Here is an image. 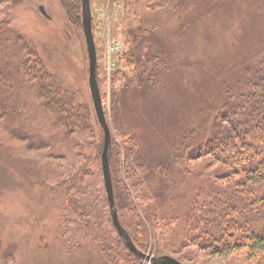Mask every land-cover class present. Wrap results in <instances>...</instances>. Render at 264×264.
Instances as JSON below:
<instances>
[{"label":"rangeland","instance_id":"obj_1","mask_svg":"<svg viewBox=\"0 0 264 264\" xmlns=\"http://www.w3.org/2000/svg\"><path fill=\"white\" fill-rule=\"evenodd\" d=\"M4 1L0 0V25L7 20L10 27L31 44L49 74L73 93L74 107L84 109L81 104L89 105L92 120L85 121L84 127L90 132V146L98 148V158L101 133L95 123L97 119L89 89L88 54L79 0H71L76 11L74 20H71L73 9L68 8L72 5H67L65 0H18L19 3L14 7L13 1L2 3ZM178 1L179 9L172 13L138 10L139 15L149 23L144 29H155L154 32H148L147 36H143L142 31L141 35H136L138 23L131 26L137 25L132 28L136 38H145L142 49L146 47L154 51L161 48L162 56L167 59L171 75L162 77V86L158 89V93L161 91L159 94L162 95L163 107L176 105L174 108L180 110L179 118L186 112L188 117L193 118V125L198 126L202 107L200 102L188 100L190 94L199 88L206 91L203 99L206 98L214 106L218 104L212 114L215 116L221 107L239 99L238 94L234 98L230 97L233 94L230 89L242 94L249 91L248 84L245 89L239 84L251 81L264 61V0ZM123 2L128 3L126 0H91L98 83L111 137L113 133V138L121 144L117 150H121L122 161L127 155L122 152L126 145L116 131L113 102L119 99L124 88L128 87L126 92L129 96L134 94L133 90L139 88L140 82L132 84L131 79L138 77L139 72L142 80L143 63L148 65L155 53L146 56L148 51L144 50V58L131 59L134 50L129 49L131 44L126 43L124 30L126 25L136 22V19L126 12L132 8ZM41 8H44L46 16ZM0 63L3 62L0 60ZM138 66L137 71L135 68ZM0 68L6 70L7 66L4 63ZM23 82L29 86L34 84L32 81L29 84L25 79ZM197 85L199 88H195ZM21 101L36 103L38 99L33 92L26 90ZM123 116L122 112L121 123ZM2 122L0 264H111L106 251L100 248L102 243L97 242L93 235L84 228H76L73 229L76 234L72 236L64 225L66 216L74 219L79 215L68 204V197L63 193L61 184L67 182L74 163L80 165L82 156L87 152L80 148L74 156L64 148H58L59 152L55 148L35 149L34 142L26 141L27 137L30 140V136H34L28 129L25 132L19 131L25 138L13 137L5 131L6 122ZM213 148L211 145L197 148L194 154L189 153L193 160H184V170L188 174L180 179L177 177L184 182L174 194H186L187 197L184 206L177 207L179 216L175 223L171 224L169 218L155 232V229L148 227L147 222H143L142 216L138 217L135 202L130 199L127 202L124 226L136 239L138 246L152 257L170 256L183 264H264V253L260 259L248 260L249 252L246 248L227 257L210 256L209 252L199 248L198 237L202 233L195 231V234H191V223L188 224L187 217L188 202L192 208L198 203L195 208L197 212H193V215L198 217L201 213L212 222L220 212H227L225 202L231 203L232 196H237L238 192L248 190L251 193L246 201L248 205L244 208L239 206L237 215L248 214L252 210L249 204L257 206L258 200L264 198V181L255 185L242 179L240 173L234 175L235 167L221 161L216 155L217 149ZM122 161L123 182L130 187ZM93 194V199H96L97 188ZM176 198L168 200L177 206ZM77 202L82 204L83 200ZM145 204L152 208L158 202L153 199V202ZM258 208L263 209L262 206ZM154 209L156 212L157 208ZM160 213L164 215L159 209L157 217L162 220ZM192 235L196 239L193 240ZM141 264L149 263L141 261Z\"/></svg>","mask_w":264,"mask_h":264},{"label":"trees","instance_id":"obj_2","mask_svg":"<svg viewBox=\"0 0 264 264\" xmlns=\"http://www.w3.org/2000/svg\"><path fill=\"white\" fill-rule=\"evenodd\" d=\"M11 1H13V7L19 3L18 0H6L2 3ZM65 1L67 5L69 3L72 5L71 0ZM126 1L128 3L123 2V4L132 8L126 12L131 13L136 19V22H131L125 26V30L123 29L126 43L131 44L129 49L134 50L131 59L144 58V50L148 51L146 56L152 52L155 53L152 54L148 65L143 63L142 80H140L139 72L138 77L131 79L132 84L140 82L139 88L133 90L134 94L129 96L126 92L127 87L122 90L117 101L112 100L117 123L116 131L126 145L125 151L122 149V152H126L127 155L122 161L121 150H117L120 149L121 144L119 141L116 142L112 133L108 158L119 222L136 249L146 254L124 226L125 212L128 210L127 202L130 199L135 202L138 217L142 216L143 222H147L148 227L155 229V232L169 218H171L169 220L171 224L175 223L179 216L177 207L184 206L187 195L174 193L184 182L179 180L180 177L188 174L184 170V160L186 158L193 160L192 154L189 153H193L197 148L203 149L211 145L213 149H217L216 155L221 161L229 162L236 168L233 171L234 175L240 173L243 175L242 179H247L246 181H251L255 185L264 181V61L251 81L244 83L245 85L239 84L243 86V89L248 84L249 91L242 94L240 91L236 93L230 89L233 94L230 95L228 91L227 96L234 98L238 94L239 99L221 107L220 112H217L215 116L212 114L217 110L218 104L214 106L208 103L206 98L204 100L203 97L207 92L197 85L195 88L200 90L198 89L188 97L191 102H200L202 107L199 111L201 120L198 126H194L193 118L188 117L186 112H183L179 118L180 110L174 108L176 105L163 107L162 95L159 94L161 91L158 93V89L162 86L160 80L171 74L167 59L162 56V49H157L156 46L154 51L146 47L142 49L145 39L143 36H147L148 32H154L155 29H144L149 23L139 15L138 10L172 13L179 9L177 5L179 1ZM79 4L81 5V0ZM13 7L11 6L12 9ZM79 7L81 12V6ZM68 8L73 9L71 20H74L76 12L74 5ZM78 15L80 13L76 14ZM135 23L139 24V26L136 25L138 29L136 35H141L140 31H142L143 36L140 38H136L135 31L132 30L136 26L131 25ZM0 60L3 62L0 63L1 66L4 63L7 66L6 70L0 68V121L6 122L5 131L13 137L25 138L26 136H21V132L28 129L34 136H30V140L27 137L26 141L34 142L35 149L37 147L39 149L55 148L54 150L59 152L58 148H64L74 156H76V150L80 148L87 152L85 156H82L83 161L80 165L74 163L67 182L61 184L63 193L68 197V204L79 215L74 219L66 216L64 225L68 233L74 235L76 232L73 229L84 228L94 236L97 242L102 243L100 248L106 251L111 264H141L143 260L130 251L126 241L113 225L102 171L104 133L96 120L95 123L101 133V146L97 158L98 148L90 146V132H87L84 127L85 121L92 120L89 105L81 104L84 109L73 106V93L49 74L31 44L22 39L10 27L7 20L0 25ZM139 66L135 68L137 71ZM96 77L98 83L97 71ZM24 79L29 81V84L32 81L33 86L25 84ZM26 90L36 95L38 99L36 103L28 101L31 102L28 104L27 101H21V96L26 93ZM99 92L101 95L100 88ZM208 111H210L209 114ZM104 112L106 115L105 109ZM122 112L124 116L121 123ZM0 126H2L1 123ZM121 161L125 165L124 174L130 182V187L123 182ZM1 175L3 173H0ZM95 188H97V196L93 199ZM245 191L232 196L231 203L225 202L227 212H220L216 217L214 216L212 222L206 220L201 213L198 217L193 215V212H197L195 208L198 203H195L192 208L191 203L188 202L187 217L188 224L191 223L189 225L192 228L191 234H195V231L202 233L198 234L200 250L209 252L213 257H227L246 248L249 252L248 260L262 257L264 198L258 200L257 206L249 204L252 210L247 212L248 214L237 215L239 206L244 208L248 205L246 201L251 192ZM173 197H177V206L171 201L174 200ZM80 199L83 200L82 204L77 202ZM153 199L158 202L155 207L151 208L145 204L153 202ZM260 206L263 209L258 208ZM154 208H157L156 212ZM159 209L164 214L162 216L160 213L162 220L157 217ZM194 239H196L195 236H193ZM193 242L196 243V241Z\"/></svg>","mask_w":264,"mask_h":264},{"label":"water","instance_id":"obj_3","mask_svg":"<svg viewBox=\"0 0 264 264\" xmlns=\"http://www.w3.org/2000/svg\"><path fill=\"white\" fill-rule=\"evenodd\" d=\"M82 6V24L83 32L85 37L86 49L88 54L89 62V89L91 94V99L93 102V107L95 111V116L99 126L104 133V149L102 153V171L104 176V185L108 197V203L110 206L111 218L113 225L119 235L126 241L127 246L130 251L143 261L150 264H182L176 259L164 256L161 258H155L150 255L144 254L136 249L133 245L129 235L121 226L118 218L117 209L114 201L113 184L111 179L110 165H109V146L111 143V130L104 112V106L102 103L101 95L98 88L96 71H97V52L96 44L94 40L93 30H92V12L90 0H81ZM41 12L46 16L44 8H41Z\"/></svg>","mask_w":264,"mask_h":264},{"label":"bare ground","instance_id":"obj_4","mask_svg":"<svg viewBox=\"0 0 264 264\" xmlns=\"http://www.w3.org/2000/svg\"><path fill=\"white\" fill-rule=\"evenodd\" d=\"M88 68H89V62H88ZM150 264V263H149Z\"/></svg>","mask_w":264,"mask_h":264}]
</instances>
